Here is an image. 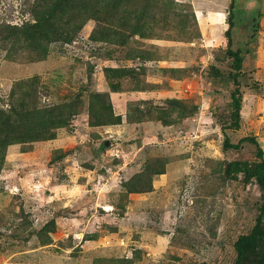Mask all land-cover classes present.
Returning a JSON list of instances; mask_svg holds the SVG:
<instances>
[{"label":"rangeland","instance_id":"374dc122","mask_svg":"<svg viewBox=\"0 0 264 264\" xmlns=\"http://www.w3.org/2000/svg\"><path fill=\"white\" fill-rule=\"evenodd\" d=\"M146 1L124 0L126 18L102 25L107 42L93 38L102 31L93 20L46 55L30 39L0 41V111L23 81L29 105L72 110L53 133L36 139L25 123L29 139L7 143L0 264H231L234 242L252 229L264 189L224 176L228 162L256 151L248 142L224 146L236 87L228 77L230 0ZM34 4L0 0V29L34 23ZM236 6L231 47L243 51L242 110L239 130L225 133L234 145L255 137L264 150V0ZM106 68L134 72L113 91ZM94 92L109 93L118 124L90 125ZM157 164L163 172L142 182L147 191L127 190Z\"/></svg>","mask_w":264,"mask_h":264},{"label":"trees","instance_id":"16d2710c","mask_svg":"<svg viewBox=\"0 0 264 264\" xmlns=\"http://www.w3.org/2000/svg\"><path fill=\"white\" fill-rule=\"evenodd\" d=\"M154 0H147L146 4H151ZM124 0H36L33 6V15L37 20L34 23H26L23 26H13L3 24L0 29V41L9 44V39L15 37L14 43H25L31 40L34 44L39 43L41 54L46 55L48 47L52 43L62 42L71 39L83 30V27L89 20L97 23L102 31L98 36L94 35V39L107 42L106 35L109 34L108 27L114 20L120 21L126 18V10L122 9ZM236 0H230L229 5V28L226 36L229 39V48L227 54L232 59L233 73L229 74V78L235 84V90L232 92L231 112L229 118L222 122V131L225 135L224 146L239 149L243 143H251L255 145L256 151L254 158L243 160H233L226 164L224 176L229 181H241L242 183H256L264 189V150L261 148L259 141L255 137H244L238 144H231L230 139L226 136L227 130H239L241 121V92L239 89V78L244 69V57L241 49H232V31L235 27V10ZM261 13H259L260 15ZM140 18L139 20H141ZM146 59V56L140 55ZM150 60V59H149ZM132 69H115L106 68L109 84L113 91L119 88L113 82H120V79L133 73ZM26 82L23 81L12 89L10 94V108L7 111H0V173L2 171V159L5 155L7 143L9 140H15L18 137L28 136L24 133L22 126L28 123V127L34 132L36 139L41 134L53 133L59 126L64 127L67 120L72 116V110L69 103L60 105L51 109L38 108L37 99L32 104H28V98L33 94H24L20 96V91L25 90ZM34 93L31 89H29ZM29 93V92H28ZM19 98L21 102L15 99ZM90 125H116L119 123V116L115 117V112L109 93L94 92L90 96ZM169 100L162 110L165 113L168 110ZM171 103L177 104V101ZM178 106H180L178 102ZM63 109H66V114ZM26 110L24 114L21 111ZM68 110V111H67ZM57 114V115H56ZM67 115V117H66ZM149 114L140 112L139 118L149 117ZM55 117V118H54ZM29 129H27L28 131ZM53 136H49L50 139ZM158 166V164H157ZM147 166L142 174L133 177L127 185V190L131 193H142L147 191L142 182L150 179L155 174H162L163 166L157 167ZM144 180V181H143ZM234 258L231 264H264V203L260 206L259 213L255 218L252 229L245 234H241L233 244ZM207 264V263H201Z\"/></svg>","mask_w":264,"mask_h":264},{"label":"water","instance_id":"95a60500","mask_svg":"<svg viewBox=\"0 0 264 264\" xmlns=\"http://www.w3.org/2000/svg\"><path fill=\"white\" fill-rule=\"evenodd\" d=\"M109 147V142H106V143H104L103 145H102V147H101V153L106 149V148H108ZM102 155V154H101Z\"/></svg>","mask_w":264,"mask_h":264}]
</instances>
